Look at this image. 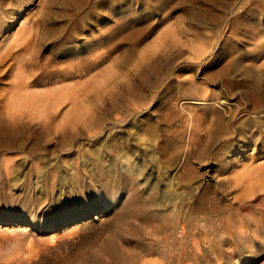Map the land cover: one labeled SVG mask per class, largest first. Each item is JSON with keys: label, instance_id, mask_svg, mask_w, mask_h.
Masks as SVG:
<instances>
[{"label": "rangeland", "instance_id": "1", "mask_svg": "<svg viewBox=\"0 0 264 264\" xmlns=\"http://www.w3.org/2000/svg\"><path fill=\"white\" fill-rule=\"evenodd\" d=\"M98 1L0 0V264H264V0Z\"/></svg>", "mask_w": 264, "mask_h": 264}, {"label": "bare ground", "instance_id": "2", "mask_svg": "<svg viewBox=\"0 0 264 264\" xmlns=\"http://www.w3.org/2000/svg\"><path fill=\"white\" fill-rule=\"evenodd\" d=\"M96 4H99L97 7H99L100 8V6H102V1L101 0H99L98 1V3H96ZM15 18V15H13V16H11V21L13 20ZM52 22V21H51ZM66 28V27H65ZM51 31V30H50ZM53 33V32H52ZM57 33V32H56ZM56 33L54 34V35H56ZM61 35V34H60ZM115 35V34H114ZM53 36V35H52ZM112 36V35H111ZM96 39H95V44L94 45H96V47L97 48H100L101 46H102V44H103V40H101V38H103V35H99L98 37H95ZM86 49H88L87 47L86 48H83V49H81L80 51H82V53L83 54H85L86 56H88L85 52H87L86 51ZM195 50H196V52H197V49H199V46H197V48L195 47L194 48ZM193 49V50H194ZM41 53V52H40ZM203 53H204V51H203ZM203 53H197L198 54V56H200V54L202 55ZM97 57V59L99 60V62L98 63H96V64H93V62H91V65H93V66H95V68H96V66H100L101 65V60H102V53H99L98 55H96ZM80 60V59H79ZM73 60L71 59V62H72ZM81 61L83 62V67H82V69H83V71H84V74L85 75H87V73H88V71H86L85 70V68H87L86 66H85V64H86V59H85V57H82V59H81ZM233 66L237 69V70H239V64L237 63V62H235V65H234V63H233ZM94 68V69H95ZM101 71V70H100ZM90 72V71H89ZM247 72V71H246ZM99 73H101V72H99ZM68 74H71L70 72L69 73H67V75ZM250 74L252 75V76H248L247 75V73H245V72H243V76H244V83H246V84H248V85H250V86H252V87H257V86H259V82H260V80H262L263 78H264V72H262V73H260V74H254V73H252V71H250ZM68 76H70V75H68ZM251 78V79H250ZM65 79V78H64ZM99 81H100V79H98ZM33 82H34V80H33ZM27 86H30V84H28V83H24V85H20L19 86V88L15 91L16 93H14V94H12L11 96H12V98H13V101L12 102H10L9 104H8V108L10 109V108H12V109H18V108H21V107H23V106H26V104H25V101L28 99V97L29 96H32V95H36L37 93H36V91H31V92H28L27 90H26V88H27ZM65 87V86H64ZM259 88V87H258ZM59 89H61V90H59ZM59 89H57L58 91L56 92V91H54V92H50V93H48V97H49V99L46 101L45 100V98H44V100L43 101H41V103H36L35 104V106H39V108H41L42 110L44 109V106L43 105H47L49 108H57V107H60L61 105H64V103L65 104H69V106H70V108H79V107H84V108H88V107H90L91 105L89 104V103H84V106H81V104H79L78 102H77V100L73 97L74 95L73 94H69V93H67L66 91H63V87H61V88H59ZM99 90V89H98ZM256 91V90H255ZM264 91V90H263ZM47 93V92H46ZM100 96V95H99ZM98 96V97H99ZM48 97H46V98H48ZM201 97V96H200ZM101 100V99H100ZM194 100V99H193ZM200 102L199 103H201V102H206V101H210L211 102V99L209 98H204V97H202V98H200ZM98 101V100H97ZM195 101H197V100H195ZM199 101V100H198ZM46 102V103H45ZM83 102V101H82ZM100 102V101H99ZM219 104H224V108H225V112H229V103H228V101H225V100H221L220 101V103ZM34 105V104H33ZM29 106H32V104H29ZM223 108V109H224ZM10 116H11V118L12 119H10V121L7 123V125H5L4 127H6V128H8V129H10V131L12 132L14 129H16V127H17V124H19L17 121H18V118L16 117V116H14V115H12V114H10ZM263 116V115H262ZM217 120H219V119H217ZM44 125H46V126H49L48 124H47V122H42ZM254 121H252V120H246L245 122H244V125H248V126H252V125H254ZM245 126V127H246ZM242 127H244V126H242ZM10 132V133H11ZM13 133V132H12ZM240 133V132H239ZM123 158H125V160L127 161V163L128 164H126L127 165V167L128 168H131V169H133V170H137V171H140L139 170V167L134 163V162H132L131 160H130V157H128V156H124ZM127 170V169H126ZM154 189V188H153Z\"/></svg>", "mask_w": 264, "mask_h": 264}]
</instances>
